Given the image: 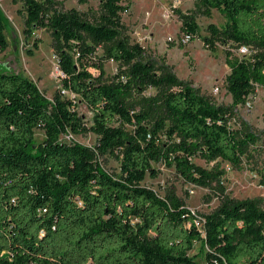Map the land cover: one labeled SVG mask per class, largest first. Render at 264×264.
Instances as JSON below:
<instances>
[{
    "label": "trees",
    "instance_id": "1",
    "mask_svg": "<svg viewBox=\"0 0 264 264\" xmlns=\"http://www.w3.org/2000/svg\"><path fill=\"white\" fill-rule=\"evenodd\" d=\"M22 1L24 33L51 32L63 89L86 102L93 124L61 91L50 105L37 82L0 70V264H199L190 254L196 243L206 247L207 264H264V199L230 197L222 167L240 168L264 142L235 113L264 87V0H195L194 11L176 9L190 40L201 38L197 14L227 16L224 28L210 23L201 39L207 49L226 46L231 106L213 103L131 42L122 21L131 0H100L93 19L60 10L58 0ZM8 47L0 11V53ZM109 60L119 63L111 78ZM150 88L156 92L147 95ZM38 127L46 139L34 150ZM88 130L98 137L93 147L61 139ZM106 155L119 161V173L99 163ZM154 163L209 189L219 205L198 215L174 189L162 196L145 186L148 174L160 175Z\"/></svg>",
    "mask_w": 264,
    "mask_h": 264
},
{
    "label": "rangeland",
    "instance_id": "2",
    "mask_svg": "<svg viewBox=\"0 0 264 264\" xmlns=\"http://www.w3.org/2000/svg\"><path fill=\"white\" fill-rule=\"evenodd\" d=\"M59 9L67 11L78 9L87 18L93 19L100 15V0H58ZM22 0H0V11L6 23V36L9 47L0 53V70L20 73L37 82L45 101L53 103L55 94L61 91L66 99L75 102V108L84 124L89 128L93 124V111L78 95L63 89L61 79L63 73L59 68L58 58L53 45L51 32L48 29H36L31 37L24 33V13ZM176 9L190 12L195 9V0H131V7L122 13L125 34L131 42H138L146 49V57L163 62L171 67L176 75L198 88L210 97L217 105L231 106L232 96L226 88V77L230 68L226 63V46L215 45V49H207L202 37L208 35L207 27L214 23L224 28L228 23L227 16L216 9L211 16L197 14L200 25V37L187 39L181 32V22ZM38 43V44H37ZM237 56L249 55L247 47H231ZM98 52L101 54L102 50ZM119 69L114 60L105 62L106 76L111 78ZM96 74V71L93 70ZM219 88L215 92V88ZM155 89H148L146 94H154ZM236 119L249 123L253 131L264 138V87L256 86L247 98V102L235 108ZM235 121V120H234ZM233 121V122H234ZM46 139L45 131L35 129L34 150ZM62 141L93 147L97 143V135L88 130L82 134L68 132L61 137ZM251 155L245 158L240 168H232L224 176L226 192L236 199H264V142L260 141L252 147ZM99 163L111 173L120 172V163L113 156H99ZM197 164L211 168L213 163L202 159ZM228 163H223L226 169ZM160 171L158 177L149 174L143 184L164 196L166 191L174 189L185 201L186 205L199 215L208 214L216 209L220 201L209 189L197 187L185 182L174 167L162 163H154ZM199 264H207L206 247L196 243L190 252Z\"/></svg>",
    "mask_w": 264,
    "mask_h": 264
},
{
    "label": "built area",
    "instance_id": "3",
    "mask_svg": "<svg viewBox=\"0 0 264 264\" xmlns=\"http://www.w3.org/2000/svg\"><path fill=\"white\" fill-rule=\"evenodd\" d=\"M187 39H189V37L188 36H185ZM218 87L217 88H215V92L216 91H218ZM232 169V167H231V165L229 164L227 167H226V172L227 171H230ZM192 210V209H191ZM192 212L193 213H195V214H198L196 211H194V210H192ZM199 215V214H198ZM203 219L201 218V217H199L198 216V219L196 220V224H197V226H199V227H201L202 225H203Z\"/></svg>",
    "mask_w": 264,
    "mask_h": 264
}]
</instances>
